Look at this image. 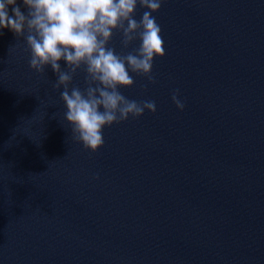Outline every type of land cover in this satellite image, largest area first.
<instances>
[{"label": "water", "instance_id": "1", "mask_svg": "<svg viewBox=\"0 0 264 264\" xmlns=\"http://www.w3.org/2000/svg\"><path fill=\"white\" fill-rule=\"evenodd\" d=\"M152 15L156 82L130 73L119 90L157 110L106 126L96 152L73 139L51 67L32 70L24 38L0 30V264H264V0ZM138 45L117 32L109 47Z\"/></svg>", "mask_w": 264, "mask_h": 264}, {"label": "clouds", "instance_id": "2", "mask_svg": "<svg viewBox=\"0 0 264 264\" xmlns=\"http://www.w3.org/2000/svg\"><path fill=\"white\" fill-rule=\"evenodd\" d=\"M163 2L22 0L25 12L17 0H0V30L9 29L24 38L32 70L43 74L47 66L51 67L57 77L52 87L63 88L60 98L66 107L64 117L71 125L73 139L84 149L96 152L104 145L106 126L130 116L138 118L145 110L156 112L155 101L130 100L119 89L135 83L130 73L146 77L149 83L156 82L154 58L163 57L165 50L162 29L152 13L159 11ZM138 7L147 9L139 20L134 18ZM117 32L123 48L137 40L139 45L126 54L117 53L109 47ZM81 69L86 87L70 88ZM171 99L178 109H184L179 89L173 91Z\"/></svg>", "mask_w": 264, "mask_h": 264}]
</instances>
